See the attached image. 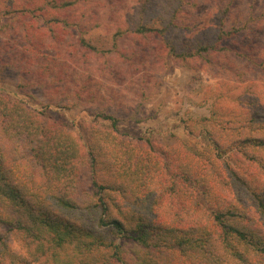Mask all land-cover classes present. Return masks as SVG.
Masks as SVG:
<instances>
[{
	"label": "trees",
	"instance_id": "obj_1",
	"mask_svg": "<svg viewBox=\"0 0 264 264\" xmlns=\"http://www.w3.org/2000/svg\"><path fill=\"white\" fill-rule=\"evenodd\" d=\"M139 1L137 5L140 11L150 7L157 9L158 6L157 10H161V0ZM190 1L194 5L195 0ZM242 1L244 0H212L216 7L212 6L215 13L224 17V20L215 17L210 23L201 21L179 25L173 18H176L178 12L186 13L181 8L180 0H176L172 6L166 5L169 9L157 26H153L157 19L154 14L151 18L142 16V20L134 28H130L131 21H128V26L123 31L117 26L112 36L119 38L138 34L147 37L151 34L164 35L172 30L181 33L192 30L197 35L202 34L200 38H206L215 31L216 41H220L223 36L248 43L246 39L250 37L252 41L247 47L248 55L235 56L244 57L251 63L257 60L259 69L264 73V0H250L247 4V16L238 13ZM8 2L4 15L11 16L8 21L16 20L18 28L6 26L9 34L19 37L20 45L1 43L0 47L8 59L0 65V75L5 70H17L18 74L15 82L10 84L18 94L0 89V227L9 226L15 233L22 231L35 249L29 251V255L34 256L27 261L25 256L10 252L7 242L0 235V264H37L38 261L41 264H97L91 258L95 249L110 253L111 262L107 259L100 264H125L120 256V247L99 235V231L107 229L108 232L123 235L150 253L149 261L138 262L135 259L136 264H264V184L257 183L254 187L249 183L251 180H241L233 169L231 182L224 183L233 186L230 194L216 196L210 191L205 192L210 181L206 168H197L205 173L194 179L205 187V191L200 192L201 197L198 196L199 205L211 199L223 204L222 206L186 214L174 212L157 224L133 211L131 213L136 224L130 230L120 219L111 216L104 194L107 187L99 185L93 176L102 162H98L94 149L99 148L107 156L101 164L109 168L115 180L127 176L126 171L121 170L122 163L117 159L119 156L125 158V163L128 164L126 169L138 166V160L143 165L145 161L141 157L131 158L130 149L124 152L119 150L121 145L114 138L119 134L118 120L114 115L105 112L93 115L82 110L80 113L96 116L101 122L108 124V127L100 134L93 133L88 142L81 143L80 138L72 131L74 124L68 122L60 110L69 112L72 111L69 106L72 108L78 105L74 104L70 96L75 89L78 92L83 90L84 86L76 84L73 78L80 76L76 71H84L81 64L85 66L91 54L109 51L99 52L85 40L84 35L99 27L95 18L100 16L101 9L118 11L114 4L117 0H104L103 5L102 0ZM90 2L102 8H89ZM76 7L80 13H71ZM120 9L124 10L126 7ZM230 18L233 23L227 28L223 27ZM109 22L112 23V20ZM5 24L2 27H6ZM16 29L20 30L19 35L15 32ZM198 43V52L214 49V44L208 48L205 44ZM97 71H100L99 68ZM95 77L100 76L92 75L90 81ZM246 88L251 94L257 95L259 92L254 83H249ZM38 90L52 91L53 94L47 96L41 91L42 100H38L35 98ZM77 96L75 100L81 103V98ZM247 106L255 108L250 103ZM256 113L260 114L256 111L251 114L253 118L240 116L241 119L232 118L221 125L231 128L259 125L264 128L260 121L263 113L261 116ZM235 114L241 113L232 112L233 117ZM241 142L252 148L253 153L259 154L260 151L264 154V138H245ZM144 143L148 145L149 141L145 140ZM82 146L89 161L91 179L88 184H82ZM258 164L264 171L263 158L259 157ZM142 168L143 166L140 167L141 171ZM131 175L129 171L128 176ZM144 176L149 177L148 172H144ZM137 177H142L140 172ZM84 191L88 193L85 195L87 198L91 197L87 200L89 202L83 200ZM161 202L163 200L158 197L152 206L156 207ZM66 211H83L89 216L84 218L71 213L67 218L63 216ZM148 211L158 216L153 208L150 207ZM14 215L18 219L13 221ZM171 216L172 218H168ZM90 217H95L93 227L85 222ZM76 218L81 221L76 222ZM169 253H172V257Z\"/></svg>",
	"mask_w": 264,
	"mask_h": 264
},
{
	"label": "rangeland",
	"instance_id": "obj_2",
	"mask_svg": "<svg viewBox=\"0 0 264 264\" xmlns=\"http://www.w3.org/2000/svg\"><path fill=\"white\" fill-rule=\"evenodd\" d=\"M174 1L176 0H161V10H157L158 6L157 9L150 7L140 11L137 5L139 0H117L114 3L117 12L101 9V6L98 8L94 2H90L89 8L101 9L100 16L95 18L99 27L93 28L84 38L99 52L109 51L91 54L86 65L81 64L84 71H76L80 76L73 78L76 84L84 86L83 90L78 92L75 89L70 96L74 104L78 105L72 108L69 106L72 110L69 112L60 110L68 122L74 124L72 131L80 138L81 143L88 142L93 133L100 134L108 127V124H104L96 116L80 113L82 110L93 115L96 112L114 115L118 120L119 130L118 136L114 138L121 145L119 150L124 152L130 149L131 158L141 157L140 159L145 161L143 165L141 160H138V166L126 169L128 164L125 163V158L119 156L117 159L122 163L121 170L126 171L127 176L115 180L109 168L101 164L107 156L99 148L94 149L98 162H102H99L98 170L93 172V176L99 185L107 187L104 194L111 209V216L120 219L129 230L136 224L131 213L133 211L143 214L149 222L157 224L174 212L186 214L194 210L202 211L222 206L223 204L211 199L199 205L198 196L201 190L205 189L204 185L194 181L196 177L205 175L197 169L199 167H205L209 175V187L204 191H210L216 196H228L233 189L232 185H224L231 182L232 169L241 180H251L249 183L254 187L257 183L264 184V171L258 164L259 157L264 159V154L260 151L259 154L253 153L252 148L241 142L245 138H264V128L259 125L246 128L221 125L232 118L241 119L240 116L253 118L251 114L259 111L260 114H256L261 116L263 113V119L260 121L264 126V73L259 69L257 60L251 63L244 57H236L238 54L248 55L247 47L252 38L246 39L248 43L245 40L223 36L220 41H216L215 31L206 38H200L202 34L197 35L192 30L189 33L172 30L164 35L151 34L147 37L138 34L119 38L112 36L117 26L123 31L127 28L128 21H131L130 28H134L142 20V16L151 18L154 14L157 19L153 26H157L169 9L166 5L172 6ZM249 1H242L238 13L247 16ZM191 3L190 0H180L181 8L189 15L176 13L173 20L179 25L201 21L210 23L215 17L224 20V17L215 13L212 8L215 7L212 0H195L194 5ZM8 4V0H0V47L1 43L20 45L19 37L8 33L7 26L18 28L16 20L8 21L11 16L4 15ZM101 4H104V0ZM121 7L126 9L121 10ZM78 9L73 8L71 13H80ZM109 20H112V23ZM232 23L233 19L230 18L228 24L223 27L227 28ZM3 24L7 26L2 27ZM15 32L19 35L20 30L16 29ZM198 42L208 48L214 44V49L198 52ZM7 60L0 49V65ZM97 68L100 71H97ZM96 74L100 77L90 81L92 75ZM17 76V70H5L0 75V79H3L0 81V89L18 94L10 85L15 82ZM249 83H254L256 91H259L257 95L247 90ZM41 91L38 90L35 95L38 100H42ZM42 94L50 96L53 93L43 90ZM76 94L81 98V103L75 100L78 98ZM248 103L255 108H249ZM232 112L241 114H235L233 117ZM145 140L149 141L148 145L144 143ZM81 149V166L84 168L82 184H88L91 179L89 161L84 146ZM129 171L131 176H128ZM139 172L141 178L137 177ZM144 172H148L149 177H145ZM86 192H83L82 197L84 202H89L87 200L91 197L87 198ZM158 197L163 202L153 207L152 203ZM150 207L157 213V217L148 211ZM71 213L84 218L89 216L83 211H66L63 216L69 218ZM94 218L85 219V222L93 227ZM15 219L18 217L14 215L13 221ZM75 220L77 222L80 218ZM0 235L7 242L10 252L25 256L27 261L32 259L34 255L30 256L29 251H33L35 246L22 231L15 233L9 226H1ZM99 235L120 247V256L125 264H136L135 259L138 262L150 260V253L121 234L108 232L107 229L99 231ZM91 258L97 264L107 259L111 262L110 253L102 249H95ZM39 262L37 264H41Z\"/></svg>",
	"mask_w": 264,
	"mask_h": 264
}]
</instances>
